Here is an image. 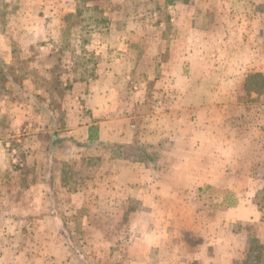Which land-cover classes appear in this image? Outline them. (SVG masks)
<instances>
[{
  "label": "rangeland",
  "instance_id": "374dc122",
  "mask_svg": "<svg viewBox=\"0 0 264 264\" xmlns=\"http://www.w3.org/2000/svg\"><path fill=\"white\" fill-rule=\"evenodd\" d=\"M204 242L264 264V0H0V264Z\"/></svg>",
  "mask_w": 264,
  "mask_h": 264
},
{
  "label": "crops",
  "instance_id": "0c3cea01",
  "mask_svg": "<svg viewBox=\"0 0 264 264\" xmlns=\"http://www.w3.org/2000/svg\"><path fill=\"white\" fill-rule=\"evenodd\" d=\"M102 122H96L94 124H101ZM242 207L237 205L235 210H237V212H239V210ZM222 220H226V223H229V217L227 215V213L225 212L224 214H222ZM236 219H239L238 216H236ZM209 245H206V243L204 242V244L202 246H199L198 248H196V251H200V254H197L198 256H200L201 262H203L204 264H229V261L231 259V261L233 260V258H236V253L237 251H233L232 253L229 254V246H226V252L224 255H219V257H215V259H210L211 257H208L209 255H207L205 249H207ZM244 248V245H242V250ZM220 253V252H218ZM230 255V256H229ZM229 260V261H228Z\"/></svg>",
  "mask_w": 264,
  "mask_h": 264
},
{
  "label": "trees",
  "instance_id": "16d2710c",
  "mask_svg": "<svg viewBox=\"0 0 264 264\" xmlns=\"http://www.w3.org/2000/svg\"><path fill=\"white\" fill-rule=\"evenodd\" d=\"M90 130L92 131V130H94V127H90ZM93 135L92 134H90L89 136H88V140L89 141H92L93 140ZM241 264H250L249 262H248V260L247 259H245V260H243L242 262H241Z\"/></svg>",
  "mask_w": 264,
  "mask_h": 264
}]
</instances>
